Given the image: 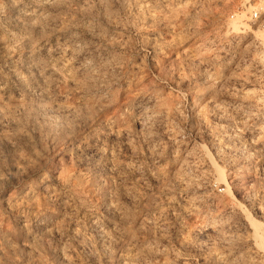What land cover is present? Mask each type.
Returning a JSON list of instances; mask_svg holds the SVG:
<instances>
[{"label":"rangeland","instance_id":"obj_1","mask_svg":"<svg viewBox=\"0 0 264 264\" xmlns=\"http://www.w3.org/2000/svg\"><path fill=\"white\" fill-rule=\"evenodd\" d=\"M240 1L0 0V264H264Z\"/></svg>","mask_w":264,"mask_h":264},{"label":"built area","instance_id":"obj_2","mask_svg":"<svg viewBox=\"0 0 264 264\" xmlns=\"http://www.w3.org/2000/svg\"><path fill=\"white\" fill-rule=\"evenodd\" d=\"M237 14L242 15L241 21L248 25L247 28H240V35H247V30L252 28L264 30V0H241L236 9L230 15V18ZM255 61V77L258 81L257 98H258V114L260 126H264V52Z\"/></svg>","mask_w":264,"mask_h":264},{"label":"bare ground","instance_id":"obj_3","mask_svg":"<svg viewBox=\"0 0 264 264\" xmlns=\"http://www.w3.org/2000/svg\"><path fill=\"white\" fill-rule=\"evenodd\" d=\"M225 5V4H224ZM241 16L242 15H240V14H237L235 17L233 16L232 18H231V20H230V28L231 29H233L234 31L235 30H240V28H242V27H247L246 25V23H244V22H242L241 21ZM240 32V31H239ZM256 33V36H259L260 37V39L262 40V42H264V32H261L260 30L259 31H256L255 32ZM217 168V170H218V178H217V180H218V182L220 183V184H223L224 185V191L223 192H225L224 193V197L222 198V199H219V201H221V205H224L225 203H230V205L231 204H235V200L233 199V197L231 196V189H230V187H229V185H228V182L227 181H225V177H224V175H223V170L219 167V166H217L216 167ZM216 171V170H215ZM222 191V190H221ZM215 198V197H214ZM218 198H220V196L218 197ZM215 200V199H214ZM217 201V200H216ZM215 201V202H216ZM218 202V201H217ZM187 203H188V201H187ZM230 205H229V207H230ZM217 206V205H216ZM219 206H220V204H219ZM226 206V205H225ZM232 206V205H231ZM239 206H241L240 204H239ZM238 206V207H239ZM235 207V206H234ZM236 207H237V205H236ZM224 208V207H223ZM219 209V208H218ZM220 209H221V206H220ZM243 209V208H242ZM220 212V211H219ZM237 212V211H236ZM246 213V212H245ZM222 214V213H221ZM242 214H244L243 212H242ZM249 214V213H248ZM248 214H246V215H248ZM247 217H249L250 218V216H247ZM249 218H247V219H249ZM246 219V218H245ZM244 220V219H243ZM251 219H249V221H250ZM251 221H254L253 219L251 220ZM253 226V225H252ZM216 230V229H215ZM261 229H259V225H257V224H254V235L256 236V238L258 237V239H259V241H258V244L261 246V247H263L264 248V236L262 235V230L260 231ZM264 233V232H263ZM242 234V233H241ZM242 235H240V237H241ZM237 237V236H236ZM241 240V239H240ZM245 241V240H244ZM131 255V257L132 258H134V256L132 255V253L130 254ZM224 256V255H223ZM232 256V255H231ZM239 256V255H238ZM242 256V255H241ZM240 256V257H241ZM216 257V256H215ZM229 257V256H228ZM234 256H232V258H233ZM128 258V257H127ZM259 258V257H258ZM130 259V258H129ZM216 259V258H215ZM236 259H238V258H236ZM248 259V258H247ZM252 259V258H251ZM261 260V259H260ZM260 260H258L259 262H260V264H261V261ZM264 260V259H263ZM133 261V260H132ZM131 261V262H132ZM232 262H234V261H232ZM232 262H230L231 264H232ZM238 262H239V260H238ZM258 262V263H259ZM133 263V262H132ZM228 263V262H227ZM249 263V262H248ZM256 263V262H255ZM242 264V263H241Z\"/></svg>","mask_w":264,"mask_h":264}]
</instances>
